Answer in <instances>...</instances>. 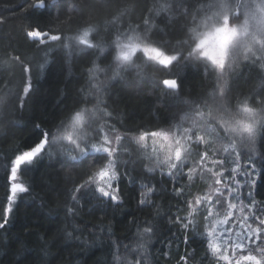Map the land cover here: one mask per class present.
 Listing matches in <instances>:
<instances>
[{
	"label": "trees",
	"instance_id": "trees-1",
	"mask_svg": "<svg viewBox=\"0 0 264 264\" xmlns=\"http://www.w3.org/2000/svg\"><path fill=\"white\" fill-rule=\"evenodd\" d=\"M161 2L57 0V5L52 6L49 0L46 8L37 9L33 7L36 0H0V223L8 220L0 229V264H117V255H126L128 249L141 243L144 249L128 254V259H140L142 264H214L202 236L204 212L194 211L192 206L206 187L214 185L209 174L207 183L203 179L206 166L218 161L216 158L227 159L228 171H232V159L238 165L235 178L244 211L247 202L255 200L252 220L258 224L257 218L264 219V130L252 153L250 143H238L214 119L221 106H260L259 101L264 100V68L241 59L227 69L225 76L211 62L182 60L179 66L171 67V73H179L176 76L137 53L133 60L143 68L141 75L135 69L117 67L113 59L118 35L120 41H128L129 36H147L150 42L166 44L168 50L183 51L187 56L193 17L199 23L205 14L197 16L200 5L195 0L192 14L182 19L175 6L172 12L154 11ZM183 7L187 9L188 5ZM90 25L95 27L90 39L94 44H103L102 53L86 46H74L71 51L63 47L67 37ZM32 30L46 35L43 39L27 36ZM52 35L61 40L51 41ZM165 79H179L176 96L166 94L173 90L163 84ZM225 79L227 86L221 94ZM99 82H106L100 90L96 87ZM25 87H29L28 92ZM98 101H102L99 108L109 115L93 118L88 129H101V135L105 130L111 135L119 132L128 138L121 142L123 147L116 144L120 152V176L115 182L120 189L119 205L110 206L108 198H103L101 207L93 184L81 193L75 192L97 170L93 159L97 153L89 152L75 161L70 159L65 145L51 155L45 151L30 170L18 171L15 182L25 183L26 187L30 184V192L18 194L11 212L6 214L11 158L18 150L37 143L43 130L58 136L75 111L94 108ZM200 111L207 117L204 121L198 115ZM61 122L64 126L58 128ZM200 122L211 124L214 136L203 146L207 158L201 165L198 160L186 161V167L195 169L193 177L179 169L169 175L167 165L158 166L157 159L148 158L151 148L141 145L148 137L137 143L141 134L152 132L177 131L172 133L175 136L181 130L184 138L188 132L193 134ZM233 143L234 149L229 147ZM195 153L201 159V153ZM215 164L223 167V163ZM150 168L152 172H148ZM251 180L256 184L250 187L246 182ZM148 187H154V191L142 195ZM74 195L76 201L72 199ZM217 198L214 196V204ZM141 199L147 202L140 204ZM220 199L221 203L215 205L224 214L227 202ZM150 225L154 229L151 236L139 235ZM262 241L264 236L257 242L260 247L264 246Z\"/></svg>",
	"mask_w": 264,
	"mask_h": 264
},
{
	"label": "snow or ice",
	"instance_id": "snow-or-ice-1",
	"mask_svg": "<svg viewBox=\"0 0 264 264\" xmlns=\"http://www.w3.org/2000/svg\"><path fill=\"white\" fill-rule=\"evenodd\" d=\"M49 0H36V3L33 5L34 8L42 9L46 8ZM92 0H86V3H91ZM52 6L57 5V0H50ZM196 4L200 5L199 10L197 11V16H199L200 12H203L205 15L202 19H200L199 23H196V17H193V25L191 27V32L194 34V39L197 41L195 47L192 48L191 52L185 56L183 51H177L176 49L168 50V46L162 43H153L150 42V38L145 36L141 38L139 35L129 36L127 37L128 42L124 43L120 41V36H117L116 44L119 49V52L116 56L115 61L117 62V67L124 66L125 68L135 69L138 74L143 75V68L141 65L135 64L133 57L137 55V53H142L143 57L146 61H155L158 64L164 66L165 69H168L170 74L179 76V73H171V67L179 66L181 61H187L189 63L194 62L192 60V55L198 53L201 56L206 57V60L201 62H211V65L220 70L222 75H227V69H232L234 65H238L241 59L243 61H250L252 66L257 64L260 65L261 68H264V0H210L209 3H201V0H195ZM183 5H188V8L185 9ZM179 9L180 18L182 19L184 16H189L192 14L193 8V0H163L154 11L158 12H172L173 7ZM79 10V9H77ZM214 10V11H213ZM208 12H212L211 15H207ZM223 17V27L228 28L232 25L233 21H238L243 18V23L240 24L239 29L237 30L235 27H232L231 30L233 33H237V40L244 48V53L241 59L238 61L228 65L225 67L223 62H219L215 56V43L218 33L221 31V27L217 26L216 21ZM149 21H145V24H148ZM175 23V21H173ZM203 25L205 31H198L197 29ZM187 27V25H185ZM183 28H181V32H183ZM95 31L94 26H86L80 29L76 35L67 37L68 43L63 44V47L71 49L76 46H86L89 49L95 48L99 52L104 51V46L101 43H93L90 39V33L92 34ZM27 36L29 37H40L42 35H46L38 30L28 31ZM51 41H60L61 37L57 35H52L49 37ZM190 47V45H189ZM139 58V57H137ZM43 68V65H41ZM27 71V69H25ZM115 75H119V72H116ZM106 82H99L96 87L98 90L103 88V85ZM163 84L167 86L168 89L173 90L170 93H166L168 95L176 96L178 94V89L180 88L179 79H165ZM227 86V80L224 81V87H221L220 92L223 94L225 92V88ZM25 92L29 91V87H25ZM102 101H98L97 106L94 108H81L80 110L75 111V114L70 117V123L67 128L59 135H55L51 132V130L44 131L37 143H35L31 147H27L23 150H18V154H15L13 158L10 160V170L7 176L8 181L10 182V195L8 196V207L5 209V213L11 212V205L13 203L14 198L21 193H29L30 192V184L28 187L25 186V183H17L15 182L18 178V171L23 169L24 171L30 170V166H32L37 159H39L45 151L50 150L53 145L60 140H67L74 147V150L77 151L78 155L70 156L71 160L79 161L80 157H87L89 152L97 153V155L93 158L94 163L98 166L97 170L94 171L91 175H89L88 179L84 182V184L78 186L75 189L76 193H81L83 189H87L89 185L95 184L97 185L94 189L95 193H99V196L96 199L101 201V207L104 206L103 198H108V203L110 206H118L120 202L119 196V186L118 183L114 186L113 182L118 181L120 173L117 170V160L120 155V152L117 147L113 146V141L109 139L107 134L101 135V129H96L97 139H102V142L99 144L90 143V138L86 132H83V129L90 127L93 122V118L106 117L109 114L105 112L103 109L99 108V103ZM3 103V100L0 99V104ZM260 106L264 107V100L259 101ZM247 103L242 105L244 112L249 117H254V113H252L251 109L248 108ZM99 113V117H98ZM219 121L222 125H227V127H223L224 131L228 136H232V131H234V126L230 124L228 120H225L223 116H217L214 118ZM64 122H61V125L58 128H63ZM36 128H40V125H35ZM245 127H248L245 125ZM232 129V131H230ZM260 132L264 130V121H261L259 125ZM249 132H251V128H248ZM187 129H185V133H187ZM83 132V134H82ZM114 134L115 142L118 145H123L121 142L127 137H123L119 134ZM151 135L153 138L158 136H163L165 140H168V135L166 133L152 132V133H143L137 139V143L143 142L146 137ZM191 139V137H188ZM204 138L202 136H197L196 141L200 142ZM250 139V147L248 148L252 153L256 152V139L255 136L252 135L249 137ZM84 145L83 147L81 145ZM163 147V146H161ZM229 147L235 148L236 144L233 143ZM126 151V149H125ZM186 149L181 144L179 139L175 140V146L169 144L167 150L165 151L162 159H157V165H167L168 174L172 175L173 170L182 169L184 167V153ZM225 151H228V148H225ZM51 155V152H49ZM207 158V154H203L201 156V162H203ZM264 159V156L261 157ZM214 163L222 164L223 161H216ZM238 167V166H237ZM153 169H148V172H152ZM195 169L190 168L188 170L189 175L193 173ZM236 168L232 169V172L235 173ZM217 177L223 175V172L215 173ZM264 178V177H262ZM237 186L239 185L238 181H235ZM249 186H254L256 184L255 180H251L246 182ZM216 185H222V181L217 178L215 180ZM225 188L227 189V196H225ZM154 191V187H148L147 192L142 195L146 196L148 193H152ZM179 191V190H178ZM252 193L249 192V196ZM218 196L215 200V204H220L221 199L224 198L227 202V214L223 220L217 221L211 227L207 229V246L212 251L214 255L217 256L218 260H223L226 264H264V247H260L257 242L261 241V236H264V219H258V227L252 228L250 225L247 227L246 231L237 234L235 241L225 240L224 243L227 245L223 249L224 254L220 255L222 249L221 245L217 242L218 239L222 238V233H217V224H227L233 216L232 209L237 208L235 203H231L228 201V198L239 199L236 188L232 187L231 183H223L222 187H217L210 194H206L203 197H198L195 201L197 205H200L202 201L207 202L208 204L213 203V197ZM73 201L77 200V196L72 197ZM147 201L141 199L139 201L140 204H144ZM255 200L252 201V204H255ZM195 211V209H193ZM243 211V208L240 209ZM74 214V213H73ZM212 208L208 209V218L213 216ZM246 221L247 218L245 217ZM8 223V220L5 218L4 223H0V229H3L5 225ZM185 228L188 227L187 224L184 225ZM76 229H74L75 231ZM153 226H148L143 229L142 233L139 235H148L151 236L153 234ZM71 235V234H69ZM264 242V241H262ZM255 245L256 247H251ZM128 249V246H125ZM248 249L247 255H241L234 262L232 258L227 254L229 249L232 251L233 255H235L236 250H245ZM138 249H144V244L141 243L135 249H128V254H137ZM253 251L256 254H253ZM128 254L120 256L117 255L115 257L117 264H142L140 259L135 261L128 259ZM146 264V261H145Z\"/></svg>",
	"mask_w": 264,
	"mask_h": 264
},
{
	"label": "rangeland",
	"instance_id": "rangeland-1",
	"mask_svg": "<svg viewBox=\"0 0 264 264\" xmlns=\"http://www.w3.org/2000/svg\"><path fill=\"white\" fill-rule=\"evenodd\" d=\"M36 38L43 39V35L40 37H36ZM121 42L126 43L128 41H121ZM198 115H200L199 117L202 118V121H204L207 118V117H205L204 113L201 111L198 112ZM68 125H69V123H68ZM68 125L65 128H67ZM195 127H196L194 130L195 132L193 131V134H192V132H188L186 135L184 134V138L182 137L183 131H181V130L180 131L178 130L179 132L175 136L172 133H176L177 131H174L171 133L162 132V133H166L168 135V140H165L163 136H158L155 138H153L152 136H148V138L141 145L143 148H151V152L148 151L147 156L150 159L156 160L158 158L162 159L165 151L167 150L168 145L172 144L174 147L175 146V140L179 139L181 141V144L186 149V151L184 153V157H185L184 166H185V168L183 167L182 169H179V170H181L182 172H185V173L187 171L188 177H193L195 175V171L193 173H191V175H189L188 170L190 169V166L186 167V165L188 163L186 161L193 163V162H196V160H198L199 164L201 165L202 164L201 159L198 158L199 156L195 152H196V150H198V152L201 153L200 156H202L205 153L207 154V150H204L203 146L208 145L212 141L213 136H214V131L212 128L213 126L211 124L204 125L203 122H200ZM64 129L60 132V134L64 131ZM83 132H86L88 134V137L90 138V140H89L90 143L99 144L102 142V139L96 138V136H97L96 129L89 130L87 127L85 129H83ZM83 132H82V134H83ZM113 133H115V132H112V135H111V133L107 132L106 130H105V132L102 131V135L107 134L109 139H111L113 141V146L116 147L115 137H114ZM159 133H161V132H159ZM115 134H119L121 136H124V134L119 133V132L115 133ZM197 136H202L204 139L200 142H197L196 141ZM188 137H191V139H188ZM187 140L188 141L191 140L193 143H191V141H189V143L186 144ZM65 145H66V148H65L66 151L71 153V155L69 154V156L78 155L77 151L74 150V147L67 140L57 141L50 150H47L46 155H48L49 152H51V154H53L55 152V150H58ZM200 145H201V147H199ZM81 146L83 147L84 145L82 144ZM161 146H163V147H161ZM193 155H195L194 159L192 158ZM187 156H190V158H187ZM216 159H218V161H221L220 158H216ZM230 163H231V166H230L231 170L233 168H236L235 172L240 170L239 167H237L238 165H236L234 163L233 159H232V162H230ZM226 166H227V159L226 158L223 159V167H219L215 163H212L211 165L206 166V170H205L206 175H205V178L203 179V183H207L209 181L207 178V175L209 174L212 177V180H214V185L212 187H206L204 193L202 194V196H200V197H203L206 194L212 193L215 188L222 187L223 183H231L232 187L236 188V190H237V194L239 196V199L230 198L228 200L229 202L235 203L237 205V208L232 209V212H233L232 218H230V220L227 224H217L216 225L217 226V233L218 234L222 233V238L218 239V241H217L221 245V249H222L220 255L224 254L223 249L225 247H227V245L224 243L225 240L235 241L237 234L241 233L243 231H246V229L249 225L252 228L258 227L257 222H253V220H252V216L254 215V206H252V205H254V204H252L250 201L247 202V204H246L247 205L246 206L247 211H244V206L242 205V203L240 201L241 195H240L239 190H238L239 185L237 186V184L235 183V181H238V179L235 178V173H233L232 171H228V168H226ZM220 172H223V175H220L219 177L214 175L215 173H220ZM228 172H231V173L229 174ZM217 178H219L222 181V185H216L215 184V180ZM115 182L116 181L113 182L114 186H116ZM93 185L95 187L97 186L95 184H93ZM225 191H227L226 188H225ZM213 200H214V197H213ZM192 207H193V209H195V211L200 210V211L204 212V232L202 233V236L207 240V235H206L207 229L209 227H211L213 224H215L217 221L223 220L227 214L228 208L225 210L224 214H221V213H219L220 210H218L217 206L214 203L208 204L207 202H204V201H202V203L200 205L196 204ZM209 208H212L213 213H214L211 218H208V209ZM241 208H243V211L240 210ZM245 217L247 218L246 221L244 220ZM195 220H196V218H195ZM195 220H194V222H195ZM251 247L254 248L256 246L253 245ZM209 252L212 256H214V264H226L225 261L218 260L217 256L214 255L210 249H209ZM227 254L232 258V260L234 262L236 259L239 258V256L247 255L248 249L246 248L243 251L236 250L235 255H233L232 251L229 249ZM253 254H256V252L253 251Z\"/></svg>",
	"mask_w": 264,
	"mask_h": 264
},
{
	"label": "clouds",
	"instance_id": "clouds-1",
	"mask_svg": "<svg viewBox=\"0 0 264 264\" xmlns=\"http://www.w3.org/2000/svg\"><path fill=\"white\" fill-rule=\"evenodd\" d=\"M216 23L218 27H221V31L218 33V36L216 38L215 56L218 63L222 61L223 65L227 67L228 65L241 59L243 56L244 48L237 40V33H233L231 30L232 27H235L238 30L240 24L243 23V19L233 21L232 25L228 28L223 27V17L219 18ZM201 27L204 26L200 25L197 30L199 31ZM190 29L191 27L188 29L190 47L187 51V55L191 52L192 48L195 47V44L197 42L194 39V34ZM262 39H264V37H262ZM118 52L119 49L113 55L114 60L116 59ZM191 58L194 62H201L206 60V57L201 56L198 53L193 54ZM247 106L251 109L252 113H254V117H249L240 105H237L235 108H224L223 106H221V108H218L216 110V115L214 117L216 118L217 116H223L225 120H228L235 129L234 131L230 129V131H232V136L236 138L238 143L244 142V144L250 143L249 137L252 135H254L255 139L257 140L260 134L259 125L261 121H264V107H257L252 104H248ZM245 125L248 127H245ZM223 127H227V125H224ZM249 127L251 128V132H249L248 130Z\"/></svg>",
	"mask_w": 264,
	"mask_h": 264
}]
</instances>
